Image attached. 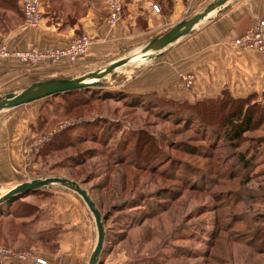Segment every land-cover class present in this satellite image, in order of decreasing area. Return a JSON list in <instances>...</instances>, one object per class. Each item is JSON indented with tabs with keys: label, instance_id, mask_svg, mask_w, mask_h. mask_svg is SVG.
Returning a JSON list of instances; mask_svg holds the SVG:
<instances>
[{
	"label": "rangeland",
	"instance_id": "1",
	"mask_svg": "<svg viewBox=\"0 0 264 264\" xmlns=\"http://www.w3.org/2000/svg\"><path fill=\"white\" fill-rule=\"evenodd\" d=\"M48 1L44 13H56L58 22L76 19L81 12L75 0ZM94 3L98 8L97 0ZM68 4L75 12L72 16L65 8ZM103 9L108 22L107 0ZM2 13L0 24L5 19ZM146 42L141 39L124 45L114 58L127 57ZM150 69L134 63L120 68L104 81L110 85L106 90L110 99H92L77 107L70 96L34 104L26 151L31 170L24 180L62 177L86 189L100 212L107 213L104 226L110 235L114 239L126 235L125 251L120 249L126 264L133 260H138L135 264H264V92L234 96L223 89L213 96H199L192 72L175 68L172 74L161 66ZM127 81L153 92L118 89ZM181 92L191 95L192 104L212 100L217 118L212 126L183 123L176 110L163 106L170 101L187 102ZM123 94L127 99L121 98ZM86 96L78 95V99ZM243 117L251 119L249 128ZM84 120L93 122L76 126ZM237 125L244 131L238 140L228 136ZM50 142L54 146L48 150ZM56 188L63 189L53 186L1 206L0 215L9 206L18 209L14 217L0 216L1 248L34 255L46 249L38 238L43 235L52 240L54 232L39 224L40 207ZM124 200H131L132 208L115 207ZM132 209L138 211L128 212ZM27 215L28 219H22ZM22 223H31V227Z\"/></svg>",
	"mask_w": 264,
	"mask_h": 264
},
{
	"label": "crops",
	"instance_id": "2",
	"mask_svg": "<svg viewBox=\"0 0 264 264\" xmlns=\"http://www.w3.org/2000/svg\"><path fill=\"white\" fill-rule=\"evenodd\" d=\"M15 1L17 13L2 9L5 19L0 24V45L10 50L23 51L32 47L46 50L63 48L83 34L92 40L88 53L74 63L61 59L55 64L28 65L0 58V95L17 92L35 82L91 72L114 61L124 45L141 39L151 40L193 16L212 0H124L123 17L113 26L106 22L105 0H97L98 8L94 0H75L74 6L81 12L69 22H58L56 13H44L49 5V1L44 0L43 19L37 28L24 25L20 14L22 0ZM153 5L158 6V13L152 10ZM65 8L69 10L68 15L75 13L69 4ZM185 14L191 16L184 18ZM262 18L264 0H231L221 14L200 24L193 33L169 46L156 61L141 68L152 70L161 66L172 74L175 68L192 72L199 96H213L223 89L234 96H242L246 91L263 93L264 55L255 50L249 55L232 44L233 39ZM118 89L126 93L153 92L149 87L137 82L131 85L129 81ZM179 94L189 103L193 100L191 95ZM39 101L0 112V196L31 181L24 180L31 170L30 155L26 151L34 124V104ZM60 188L63 189L51 191L50 200L40 207L42 216L39 218L40 225L57 228L54 237L57 248L54 251L39 249L38 257L46 264H87L96 241L93 218L78 195ZM120 252L119 247H115L110 253H104L102 264H126V255ZM4 259L0 255V264L9 263Z\"/></svg>",
	"mask_w": 264,
	"mask_h": 264
},
{
	"label": "water",
	"instance_id": "3",
	"mask_svg": "<svg viewBox=\"0 0 264 264\" xmlns=\"http://www.w3.org/2000/svg\"><path fill=\"white\" fill-rule=\"evenodd\" d=\"M230 1L212 0L200 8L193 16L178 22L166 32L144 43L135 53L111 61L91 72L76 77L47 79L32 83L17 92L2 94L0 95V112L73 91L110 88L108 87L110 85H107L104 81L113 76L120 68L130 63L137 64L138 67L153 63L163 55L169 46L193 33L200 24L221 14ZM53 186L64 187L74 192L86 205L96 228V241L87 264H99L106 242L103 216L87 190L82 188L77 182L62 177L34 179L21 183L1 195L0 205L20 195L46 190Z\"/></svg>",
	"mask_w": 264,
	"mask_h": 264
},
{
	"label": "built area",
	"instance_id": "4",
	"mask_svg": "<svg viewBox=\"0 0 264 264\" xmlns=\"http://www.w3.org/2000/svg\"><path fill=\"white\" fill-rule=\"evenodd\" d=\"M44 0H22L20 11L24 25L29 28H37L43 19ZM108 24L110 26L118 23L124 11V0H107ZM152 10L159 12L157 5L152 6ZM232 44L240 49H253L264 54V19H260L247 28L242 34L232 40ZM91 38L82 35L71 41L63 48L42 50L32 47L27 50H10L6 46L0 45V58L15 59L28 65H36L43 62L52 64L61 59H67L71 63L85 56L90 48ZM191 78V77H188ZM0 255L21 264H46V262L31 252H11L0 247Z\"/></svg>",
	"mask_w": 264,
	"mask_h": 264
},
{
	"label": "trees",
	"instance_id": "5",
	"mask_svg": "<svg viewBox=\"0 0 264 264\" xmlns=\"http://www.w3.org/2000/svg\"><path fill=\"white\" fill-rule=\"evenodd\" d=\"M2 9L12 10L13 12L15 11L16 13L18 12L17 11L18 7H17V4H16L15 0H0V10H2ZM20 14H21V11H20ZM21 16H22V14H21ZM1 17H3V14L1 15ZM107 89L108 88L83 89V90L73 91V92H70L68 94L66 93V94L57 95L55 97H49V98L60 97V98L65 100L69 96L70 97H74L75 100H73L71 102H72V104L73 103L75 104L74 107H77V105L86 104V103L90 102L92 99L106 100V99L112 98V96L110 94H108L110 91H106ZM84 93H86V95H87L86 98L83 97V99H78V95H81V94H84ZM123 95L121 96V98L127 99V97L125 95L124 96ZM49 98H46V99H43V100H47ZM207 102L208 103H206V101L203 100V101H197V102L192 104V103H189V102H186V101L182 102V103H176L174 101H170L168 103L165 102L163 104V106H165V108L167 110L171 111V112H174L176 110L178 112L176 114L177 116H183V119H182L183 123H186V124L187 123L188 124H190V123H197V124L198 123H203V125L205 124V125L212 126V124H211L212 121H216L217 120L216 113H214V111H213V105L214 104H213L212 100L211 101H207ZM156 107H159V106L157 105ZM241 112H242V110L240 109L239 112H238V115H240ZM243 120L247 121L246 124H248L247 126H245V128H249V125L252 122L251 119H247V118L245 119V117H243ZM92 122H93V120H91V121L84 120V121L78 122L76 126H78V125H83L84 126V125L92 123ZM203 125H198V126H203ZM76 126H74V127H76ZM242 129H243V127H241L239 125L232 126L231 127V133L228 134V136L238 140V139H240L242 137V134L244 132ZM247 130H249V129H245V131H247ZM88 133L91 136H93L95 134L94 131H88ZM201 137H202V140L207 142L206 144H208V141H207L206 137L204 135H201ZM81 140H79V142H83ZM87 140H88V138L86 140H84V142H86ZM91 141H94V140H91ZM210 142H211V140H210ZM70 144H72V143H66V145H70ZM53 146L54 145L52 144V142H50V143L46 144V149L50 150V149L53 148ZM149 150H150V148H148L146 154L144 155V159L146 161H147V159L150 158V153H148ZM74 158H76V157H73L72 159L74 160ZM80 162H82V161H80ZM43 191H46V190L33 191V192H29L27 194L39 193V192H43ZM23 195H26V194H23ZM23 195H20L19 197H15L13 200H10V201H7V202L9 203V205H11V201H16V199L18 201L19 198L22 197ZM131 200H129V201L124 200L118 206H115V207L116 208H120V210L130 209V208H132V207H129L130 206L129 204H132V203H129ZM7 202L1 204L0 208H1V206L7 204ZM19 202H20V200H19ZM10 207L11 206L8 207V211H6V213H4V214L1 213L0 216H11V217H14L15 215L18 214L17 213L18 209H16V208L15 209H11ZM137 211L138 210H136V209H132V210H130L128 212H137ZM102 216H103V220L105 222L107 220V216H108L107 213L106 214H102ZM28 217H29L28 215L27 216H23L22 219H28ZM140 223L141 222L139 221L136 225H140ZM22 224L26 225L27 227H31V223H22ZM131 225L129 226V228L131 227ZM49 229L53 230V232H54L52 240H51L50 237H43V235H41V239L38 238V241L41 242V245L45 246L44 247V248H46L45 250L54 251L57 248V245L54 243V237H55V233H56L57 228L56 227H50ZM42 232H39V233H42ZM125 236L126 235H119L118 239H114L110 235L109 229L105 228L106 242H105V246H104V249L102 251V254H101V258H100V263L99 264H102L104 253H106V254L110 253L112 250H114L115 247H119V249H121V248L124 249L122 243L125 242ZM48 247H50V248H48ZM124 251H125V249H124ZM8 260H10V259H8ZM136 262H138V260L137 261L133 260L131 262V264H135ZM8 264H21V263H18V262H15L13 260H10Z\"/></svg>",
	"mask_w": 264,
	"mask_h": 264
},
{
	"label": "bare ground",
	"instance_id": "6",
	"mask_svg": "<svg viewBox=\"0 0 264 264\" xmlns=\"http://www.w3.org/2000/svg\"><path fill=\"white\" fill-rule=\"evenodd\" d=\"M68 94V93H67ZM8 203V202H7Z\"/></svg>",
	"mask_w": 264,
	"mask_h": 264
}]
</instances>
